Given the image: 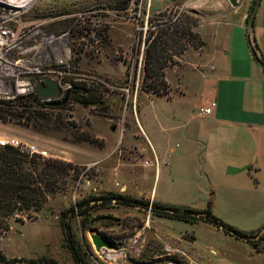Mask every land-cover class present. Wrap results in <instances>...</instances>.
Masks as SVG:
<instances>
[{
    "label": "rangeland",
    "instance_id": "1",
    "mask_svg": "<svg viewBox=\"0 0 264 264\" xmlns=\"http://www.w3.org/2000/svg\"><path fill=\"white\" fill-rule=\"evenodd\" d=\"M256 1L250 0L249 13ZM228 7L227 0H29L23 9L0 3V21L16 34L22 49L39 46L25 57L50 59L42 70L53 71L51 76L61 78L62 85L85 83V93L99 99L84 106L74 100L71 85L56 101L68 93L63 106H34L25 112L29 119L0 120V139H15L22 151L81 167L78 178L70 177L66 190L50 195L32 218L19 213L9 219L10 230L0 235V251L7 259L32 264L28 261L46 256L58 264H74L63 221L70 224L88 264H264V240L254 248L210 224L160 218L150 211L155 202L205 210L209 195L199 166L179 169L175 156L160 159L157 166L137 125L140 120L145 126L148 116L170 107L156 99L143 104L151 95L141 90L151 21L164 13L188 12L199 19V31ZM169 125L176 126L177 119L170 116ZM31 145L37 152H30ZM143 146L145 155L139 149ZM170 147L179 152L183 144L175 137ZM109 194L148 201V209L115 202L77 207L85 199ZM223 210V218L214 214L248 234L264 226V216ZM92 234L106 238L113 248L96 251Z\"/></svg>",
    "mask_w": 264,
    "mask_h": 264
},
{
    "label": "crops",
    "instance_id": "2",
    "mask_svg": "<svg viewBox=\"0 0 264 264\" xmlns=\"http://www.w3.org/2000/svg\"><path fill=\"white\" fill-rule=\"evenodd\" d=\"M249 6L250 0H238L237 7L196 29L204 47L187 50L165 69L170 96L146 95L143 101L146 106L156 99L170 107L148 116L145 126L137 121L157 166L160 159L175 156L179 169L200 167L212 213L220 218L223 209L264 216V71L250 50L251 44L264 60V0L252 28ZM212 102L217 104L212 113L200 115L199 109ZM170 116L177 119L174 127ZM175 137L183 144L179 152L169 148ZM139 149L147 152L144 146Z\"/></svg>",
    "mask_w": 264,
    "mask_h": 264
},
{
    "label": "trees",
    "instance_id": "3",
    "mask_svg": "<svg viewBox=\"0 0 264 264\" xmlns=\"http://www.w3.org/2000/svg\"><path fill=\"white\" fill-rule=\"evenodd\" d=\"M255 5V4H254ZM251 7V12L254 9ZM248 15V18L250 17ZM147 29L144 40V53L142 62L141 90L156 97H169L170 85L165 78V69L176 64L177 59L189 49H202L205 42L196 31L199 19L188 12L166 13L159 15L156 21ZM155 22V23H153ZM264 63V60L261 59ZM74 87L75 101L84 106L99 102L95 95L88 93L85 83L71 82ZM76 88V89H75ZM34 106H47L41 103L37 94L21 96L13 101L0 100V120L7 122L15 119H29L26 115L27 108ZM15 108H21L19 111ZM52 108V107H51ZM28 114V113H27ZM45 118L44 116H40ZM81 174V167L71 162L54 158H43L22 151L11 145L0 146V235L10 230L9 219L16 214L23 213L32 218L34 213L41 211L48 197L57 192L66 190L68 179ZM112 204L123 206H142L148 209L149 202L132 198L121 194H109L85 199L77 203L82 209L91 203ZM211 201L207 203L205 210L182 209L154 203L150 211L160 218L183 221L191 224L204 222L218 229L224 234L236 239H242L254 248L264 240V226L256 234H248L233 228L215 216L211 210ZM86 221H84V224ZM62 227L66 230V248L74 264H88L81 247L74 235L70 232L71 226L62 221ZM254 238L257 239L254 241ZM25 259H7L0 251V262L5 264H17ZM32 264H58V261L50 257H40L28 261Z\"/></svg>",
    "mask_w": 264,
    "mask_h": 264
},
{
    "label": "built area",
    "instance_id": "4",
    "mask_svg": "<svg viewBox=\"0 0 264 264\" xmlns=\"http://www.w3.org/2000/svg\"><path fill=\"white\" fill-rule=\"evenodd\" d=\"M17 36L14 32L8 29L4 22L0 21V100L13 101L21 96L37 94V86L39 83L44 84V78H50L58 82L60 93L53 99H41V103L48 104L50 101L60 99L62 90L71 89V83L65 82L62 85L61 78L52 77L53 71L42 70L43 64L50 59L39 60L35 56L25 57L27 52L37 50L39 46H34L27 49L17 43ZM41 48V47H40ZM58 64H63V61H56ZM61 75V73H59ZM217 107L215 102H212L208 107L199 109L200 115H209ZM11 145L21 150L22 145L15 139H0V146ZM31 153L37 152L36 146H29ZM46 155V152H42ZM156 160V159H155Z\"/></svg>",
    "mask_w": 264,
    "mask_h": 264
},
{
    "label": "water",
    "instance_id": "5",
    "mask_svg": "<svg viewBox=\"0 0 264 264\" xmlns=\"http://www.w3.org/2000/svg\"><path fill=\"white\" fill-rule=\"evenodd\" d=\"M228 2L233 7L238 6V0H228ZM259 5H260V0H257L255 5H254L253 11L251 12L250 17L248 18V28H252V26H253L254 19H255L256 12L258 10ZM250 50H251V53L254 56L256 62L264 71V63L258 57V55L255 51V48L251 44H250ZM44 83H45V85L39 83L37 86V93L41 99H53L59 95L60 88H59L57 81H54L50 78H44ZM68 100H69V94L67 93L64 100H62L60 102L50 101L48 104L50 106H63L68 102ZM91 240H92L93 246L95 247V250L98 252L101 251V249H112L113 248L112 243H110L106 238H104L98 234H92Z\"/></svg>",
    "mask_w": 264,
    "mask_h": 264
},
{
    "label": "bare ground",
    "instance_id": "6",
    "mask_svg": "<svg viewBox=\"0 0 264 264\" xmlns=\"http://www.w3.org/2000/svg\"><path fill=\"white\" fill-rule=\"evenodd\" d=\"M7 7L23 9L29 4V0H0Z\"/></svg>",
    "mask_w": 264,
    "mask_h": 264
}]
</instances>
